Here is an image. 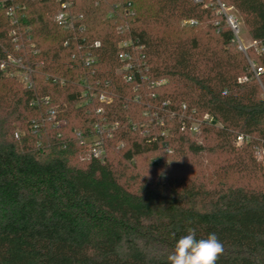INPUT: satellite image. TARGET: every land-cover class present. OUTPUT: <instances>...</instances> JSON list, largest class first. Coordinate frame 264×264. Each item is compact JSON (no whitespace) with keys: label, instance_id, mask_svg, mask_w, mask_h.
<instances>
[{"label":"trees","instance_id":"16d2710c","mask_svg":"<svg viewBox=\"0 0 264 264\" xmlns=\"http://www.w3.org/2000/svg\"><path fill=\"white\" fill-rule=\"evenodd\" d=\"M218 2L264 48V0ZM6 5L20 8L15 26L0 9V62L13 51L15 30L40 52L25 48L24 64L43 65L30 89L0 70V264H167L189 228L197 239L217 234V264H264V159L254 154L264 152V53L238 48L216 0H74L82 33L56 25L57 0ZM129 38L142 47L131 83L117 72L118 44ZM84 81L95 98L80 105ZM100 94L111 102L99 103ZM44 97L47 106H31ZM181 105L210 123L190 132L179 118L160 125L153 116L182 114ZM50 109L65 126L46 121ZM96 121L117 124L103 162L82 159L77 138ZM17 128L26 131L19 138ZM144 154H154L160 179L130 169ZM202 156L208 162L198 167L176 162ZM232 175L255 184L231 185Z\"/></svg>","mask_w":264,"mask_h":264},{"label":"built area","instance_id":"2783aa9c","mask_svg":"<svg viewBox=\"0 0 264 264\" xmlns=\"http://www.w3.org/2000/svg\"><path fill=\"white\" fill-rule=\"evenodd\" d=\"M6 1L11 2L13 0H1L0 1V9H4L5 15L10 19L11 25H17V18L15 17V12L19 6L14 5H6ZM59 3L58 12L55 15V23L58 27L63 30L70 31L73 33H82L85 31V26L83 24V15L78 14L74 11V0H57ZM195 4L202 3V0H192ZM218 5V13L223 14L225 18V22L227 26L230 28L234 41L237 43L238 48L242 51H245L247 48L244 47L239 40V27H238V19L228 13L229 9L224 5L220 4L218 0H216ZM129 6V4L127 5ZM118 5H113L108 11L107 18L113 19L116 14L114 10ZM125 16L131 15L128 7L124 9ZM128 29V25L118 26V31L123 32ZM9 38H11L12 43L14 44L13 51L6 53V57L3 61L0 62V70L3 73L12 78H17L19 83L27 89L33 88L35 84V67H40L43 65V62H39L33 66L26 65L23 62V55L21 52H24V49L27 48L28 52L31 56H38L40 54L39 50L36 49L34 43L29 42L30 38L27 37L25 42L21 35L18 36L15 30H11L9 32ZM137 39L129 38L127 40H123L118 44V54L117 57L122 62L121 67L117 70L118 73L122 74L123 79L127 83H131L134 78V72H140L137 64V60L134 57L135 52L142 49L141 46L137 45ZM67 45V42L64 43V46ZM94 48H98L100 43L98 41L94 42ZM249 47H253L256 52L264 53V48L260 46L258 43L251 41ZM87 56L84 59V63L86 66H92L96 62V58L93 57L90 53L86 54ZM140 58V57H139ZM142 59V57H141ZM261 69H257V73H260ZM55 81V80H54ZM61 85L65 84L64 80L60 81ZM163 83V81L156 82L155 85H159ZM85 89L81 92L80 98L82 99L80 105L90 104L95 98V92L93 91V87L91 84L86 83ZM111 95L108 94H100L99 95V103L101 104H109L111 102ZM47 106L49 104L48 97L44 98H36L31 102L32 107H38L40 105ZM102 108H98L96 110V114L101 113ZM183 113L180 114L178 112L173 111H164L162 116H158L157 113H154L153 116L156 117V121L160 125H164L166 121L179 118L180 129L188 130L190 132H198L200 127L205 123H210V119L207 115H204L202 119H197L194 115V111L189 113H185L186 110L185 105H181L180 109ZM46 121L51 123L54 127L65 126L66 122L63 119H57L56 111L54 109H50L47 112ZM44 122V120H43ZM117 127L116 123H108L104 121H96L90 131L87 134L78 133L77 138L79 140L80 149L83 150L87 159H95L100 162L105 161L106 158V142L107 140L112 139L113 133ZM31 133L36 134L38 131V125L36 121H32L30 126ZM22 135L21 133L15 132L14 137L19 138ZM244 141L243 136H238L236 138V144L241 145ZM121 144H116V147L119 148ZM86 152V153H85ZM257 158L264 159V152L261 153L259 151L255 152Z\"/></svg>","mask_w":264,"mask_h":264},{"label":"clouds","instance_id":"9594fccd","mask_svg":"<svg viewBox=\"0 0 264 264\" xmlns=\"http://www.w3.org/2000/svg\"><path fill=\"white\" fill-rule=\"evenodd\" d=\"M171 163V162H169ZM224 246L216 233L197 239L196 231L189 228L167 255V264H217Z\"/></svg>","mask_w":264,"mask_h":264},{"label":"rangeland","instance_id":"374dc122","mask_svg":"<svg viewBox=\"0 0 264 264\" xmlns=\"http://www.w3.org/2000/svg\"><path fill=\"white\" fill-rule=\"evenodd\" d=\"M228 13H230L231 15L235 16L238 19V27H239L238 36H239L240 43L244 47L249 48V45L251 44V39H250V37L246 31V28L243 26L240 17L238 16V14L233 9H229ZM16 80H17V78H16ZM33 120L36 121V118ZM172 123L173 122H170L169 124L171 125ZM170 125H169V127H170ZM15 131L17 133H21V134H24V132H26V131H24V130L22 131V129H18V128ZM140 132H143V129ZM80 154H81L82 159L88 160L82 149H80ZM255 156H256V154H255ZM154 159H155L154 154H144V155L138 156L133 161L132 167H130V169L136 173L141 174L143 177H149V178L154 177L156 179H160L161 170L153 167L152 162ZM176 162L178 165L180 164V162L181 163L184 162L183 164H185V165L191 164L192 166L198 167L200 163L205 164L208 161H207V158L205 156H202V157H197V158L178 157ZM196 169L200 170L201 168H196ZM175 170H178L177 166H176ZM247 183L255 184V182L252 179L242 178L239 175H232L229 178V184H231V185L239 186V185H243V184H247Z\"/></svg>","mask_w":264,"mask_h":264}]
</instances>
